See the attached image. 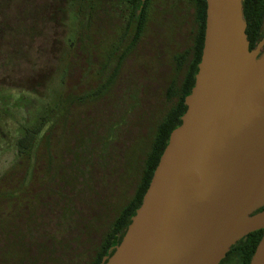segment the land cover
<instances>
[{"label": "trees", "instance_id": "16d2710c", "mask_svg": "<svg viewBox=\"0 0 264 264\" xmlns=\"http://www.w3.org/2000/svg\"><path fill=\"white\" fill-rule=\"evenodd\" d=\"M95 1L96 7L88 0H0V96L21 90L48 102L44 91L54 95L39 124L18 138V160L0 177V264H102L111 257L187 110L185 98L195 84L204 47L206 0H172L177 12L186 5L191 9L192 48L176 59L181 82L168 84L167 105L134 194L115 218L106 220L107 205L98 201L95 187L123 123L117 121L124 101L118 95L145 91L147 55L158 39L146 38L149 13L137 14L140 0ZM243 10L252 50L264 36V0H243ZM23 65L28 66L27 78L18 75ZM137 77L140 91L130 94ZM76 115L82 119L79 129ZM263 232L237 242L220 264H250Z\"/></svg>", "mask_w": 264, "mask_h": 264}, {"label": "water", "instance_id": "95a60500", "mask_svg": "<svg viewBox=\"0 0 264 264\" xmlns=\"http://www.w3.org/2000/svg\"><path fill=\"white\" fill-rule=\"evenodd\" d=\"M206 2L187 110L102 264H220L237 242L264 231V37L250 49L243 0ZM250 264H264V232Z\"/></svg>", "mask_w": 264, "mask_h": 264}, {"label": "rangeland", "instance_id": "374dc122", "mask_svg": "<svg viewBox=\"0 0 264 264\" xmlns=\"http://www.w3.org/2000/svg\"><path fill=\"white\" fill-rule=\"evenodd\" d=\"M91 3L96 7L95 0H88V4ZM183 9L184 12L182 8L177 12L171 0L164 2L161 10L149 12L144 33L146 38L157 35L158 42L155 41L153 52L147 55L148 72L147 70L144 72L145 81L142 82L146 87L145 91L139 92L141 80L137 77L134 80L136 90L134 87L129 93L134 94L137 91L138 96L125 95L124 92L121 95L117 92L118 96L124 99L117 111V121L123 123L119 124L117 135L111 141V158L108 164L98 171V183L95 187L98 201L107 205V212L104 215L106 220L110 216L111 220L115 218L133 196L141 179L144 159L153 131L157 122L163 117L167 105L168 84L171 80H174L176 85L181 82V70L176 64V59L191 51L193 43L191 29L195 27L191 9L187 5ZM70 27L76 28L75 20L71 22ZM41 46L46 48L47 44L43 43ZM125 62L126 67H131L129 61ZM27 71L28 66L23 65L22 72L18 75L27 78L25 74ZM57 83H52V87L55 88ZM44 94L48 102L54 97L49 92L44 91ZM110 95L112 100H115V93ZM48 102L38 100L35 95L26 91L2 92L0 96V177L17 162L18 138L24 134L26 128L39 124L41 115L50 108ZM75 118L79 129L82 119L80 115H76ZM107 133L105 132L106 138ZM229 264H235V262Z\"/></svg>", "mask_w": 264, "mask_h": 264}, {"label": "flooded vegetation", "instance_id": "af4514ba", "mask_svg": "<svg viewBox=\"0 0 264 264\" xmlns=\"http://www.w3.org/2000/svg\"><path fill=\"white\" fill-rule=\"evenodd\" d=\"M126 1V3L127 4H130V3H132V1L133 0H125ZM177 0H175V2H176ZM162 2H163V0H150L149 2H148V5H146V3H147V0H140V5H139V9H138V12H137V14H140L141 12H152V11H156V10H158L159 8L161 9L162 8V6H161V4H162ZM180 5V2H178L177 3V6H179ZM147 13V14H148ZM262 26H263V33H264V18H263V21H262ZM264 37V36H263ZM263 39V38H262ZM261 39V40H262ZM260 40V41H261ZM259 43V42H258ZM257 43V44H258ZM257 44L253 47V49H255L256 48V46H257ZM106 257V256H105ZM105 259V258H104Z\"/></svg>", "mask_w": 264, "mask_h": 264}]
</instances>
